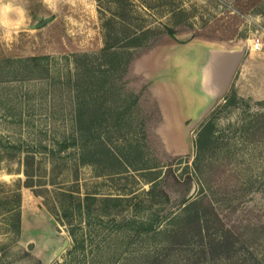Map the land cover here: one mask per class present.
Here are the masks:
<instances>
[{
    "label": "rangeland",
    "instance_id": "1",
    "mask_svg": "<svg viewBox=\"0 0 264 264\" xmlns=\"http://www.w3.org/2000/svg\"><path fill=\"white\" fill-rule=\"evenodd\" d=\"M4 3L10 11L8 26L0 25V264H236L206 261L202 251L219 242L207 231L202 239L173 230L202 192L193 169L202 123L214 117L231 136L243 113L262 108L264 45L251 44L257 37L264 44V0H123L121 14L114 13L116 0ZM51 15L45 26L30 27ZM142 26L153 29L145 45L128 47L129 62L109 71L105 35L123 48ZM121 30L127 34L116 38ZM178 37L228 49L247 44L226 92L244 101L224 107L225 95L199 122L205 54ZM87 68L94 71L84 78ZM78 79H94L95 92L100 79L107 86L106 118L89 141L76 129ZM253 177L259 181L231 222L247 223L251 210L264 218V162ZM18 187L16 236L6 210ZM64 238L69 244L54 256Z\"/></svg>",
    "mask_w": 264,
    "mask_h": 264
},
{
    "label": "trees",
    "instance_id": "2",
    "mask_svg": "<svg viewBox=\"0 0 264 264\" xmlns=\"http://www.w3.org/2000/svg\"><path fill=\"white\" fill-rule=\"evenodd\" d=\"M122 10H124L123 0H116L114 13L121 14ZM150 33H153L150 27H140L126 36L130 42L123 48L110 41L113 38L110 32L106 34L102 55L111 57V64L107 62L111 67L109 71L120 66L125 67L129 62L128 47L145 45ZM125 34L127 30H121L114 35L119 38L120 35ZM93 71L92 68H87V73L82 76L87 78L88 75L93 74ZM100 80L102 82L100 81L98 85L105 89L106 82ZM90 81V79L88 81L78 79L75 84L79 90L76 93V129L79 138L85 141L93 138L97 123L102 124L106 118L107 90L103 93H101L102 89L95 92L92 86L96 85V82L94 79ZM224 99L226 100L224 107L238 105L240 101H244L234 92L227 94ZM260 104L262 106L260 110L243 113L240 121L235 122L234 126L230 125L233 128L231 136H226L222 130H218L215 118L212 117L202 123L194 140L193 169L198 182L202 184V192L189 201L176 217L173 232L175 236L187 232H194L196 235L199 232L203 239L202 231H207L208 236L213 240L219 239L216 244L217 249L202 251L209 263L221 259H236V264H264L263 214L251 210L253 217L247 223H244L245 218L237 222L230 220V216L240 210L242 201L247 192L251 191L252 185L255 181H259L258 178L253 177L254 166L264 162V100ZM88 150L87 147V151L82 155L87 156ZM229 181H235V185L229 184ZM242 181L251 183L250 187H240ZM1 186L3 185L0 184ZM14 191H16L14 194L16 203L6 210L7 225L10 232L19 236L22 227L20 187ZM8 198H11V195L5 197V200ZM12 200L11 198L10 201Z\"/></svg>",
    "mask_w": 264,
    "mask_h": 264
},
{
    "label": "water",
    "instance_id": "3",
    "mask_svg": "<svg viewBox=\"0 0 264 264\" xmlns=\"http://www.w3.org/2000/svg\"><path fill=\"white\" fill-rule=\"evenodd\" d=\"M53 18L54 15L47 16L31 24L30 27L34 29L41 28ZM178 40L187 42L188 45L193 43V46L194 43L195 46L197 45L196 43L201 44L200 48L205 54V60L200 66L199 83L201 93L207 100L205 101L206 105L199 120L200 122L214 108L217 102L226 95L231 79L243 59L247 44L228 49L205 41L193 40L189 37H178ZM68 244L69 239L64 238L63 243L55 249L54 256L59 255Z\"/></svg>",
    "mask_w": 264,
    "mask_h": 264
},
{
    "label": "clouds",
    "instance_id": "4",
    "mask_svg": "<svg viewBox=\"0 0 264 264\" xmlns=\"http://www.w3.org/2000/svg\"><path fill=\"white\" fill-rule=\"evenodd\" d=\"M8 11H10V5L5 4L4 0H0V25L5 27H7L9 23L6 19Z\"/></svg>",
    "mask_w": 264,
    "mask_h": 264
},
{
    "label": "built area",
    "instance_id": "5",
    "mask_svg": "<svg viewBox=\"0 0 264 264\" xmlns=\"http://www.w3.org/2000/svg\"><path fill=\"white\" fill-rule=\"evenodd\" d=\"M263 41L260 37H257L253 40L251 47L255 50H261L263 48Z\"/></svg>",
    "mask_w": 264,
    "mask_h": 264
},
{
    "label": "bare ground",
    "instance_id": "6",
    "mask_svg": "<svg viewBox=\"0 0 264 264\" xmlns=\"http://www.w3.org/2000/svg\"><path fill=\"white\" fill-rule=\"evenodd\" d=\"M192 44H193V43H192ZM192 44H191V45H192ZM196 44H197L199 47L202 46L201 44H198V43H196ZM191 45H190V46H191ZM197 45H196V46H197ZM194 46H195V43H194ZM213 88H214V87H213ZM213 88H211V89H213ZM215 89H216V88H215ZM216 90H217V89H216ZM204 98H205V100H207L205 96H204Z\"/></svg>",
    "mask_w": 264,
    "mask_h": 264
}]
</instances>
